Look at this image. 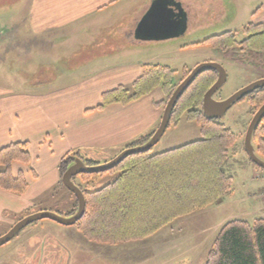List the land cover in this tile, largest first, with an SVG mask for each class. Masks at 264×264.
<instances>
[{"label":"rangeland","instance_id":"obj_1","mask_svg":"<svg viewBox=\"0 0 264 264\" xmlns=\"http://www.w3.org/2000/svg\"><path fill=\"white\" fill-rule=\"evenodd\" d=\"M34 1L0 0V89L3 98L7 95L21 98L27 94L65 91L70 88L64 95L67 97L75 86L79 87L86 82H99L98 74L102 72L98 70L99 65L76 69L81 64L80 60L86 57L78 55V50L83 49L82 43L89 42V31L76 32L80 33L76 38L64 42L54 39L55 42L48 47L47 44L42 45L46 38L29 39L25 36L26 33L33 34L30 21ZM184 5L189 16L187 32L161 41L153 40L152 45L147 44L143 53L137 56L147 65L167 66L171 70L164 78H160L158 85L152 90L154 93L151 91L152 95L149 97L160 100L161 96L166 94L164 102L159 103L163 111L177 85L202 62L217 61L227 70L226 83L214 95L218 100L226 99L264 77V50L256 51L241 44L248 37L243 32L245 27L250 23L264 22V0H185ZM226 32L236 34L237 43L227 51L211 44L197 43ZM96 77L99 80H96ZM171 83L174 85L171 94L166 93L165 84ZM97 87H80L78 90L82 93L90 91L92 94ZM126 87L132 91L131 85ZM145 98L147 96L144 95L139 98L142 101L131 105V115H151L147 105L149 99ZM67 106H71L70 102H67ZM255 112L251 98L246 96L218 118L232 129L240 146L238 154L230 155L222 161L225 173L233 177L231 190L222 195L224 206L208 203L201 209L174 219L154 234L116 243L92 240L85 236L76 224L64 225L52 219H41L26 226L11 241L0 246V264H205L206 255L212 247L214 231H209L207 235L202 232L227 215L238 212L241 205L236 202L250 196L249 190H253L249 188V181L254 180L257 173H264V168L256 165L243 147L248 125ZM160 123L161 120L153 132L158 129ZM262 124L264 126V120ZM203 137L200 122L184 112L176 123L170 122L160 141L149 152H165ZM254 144L257 148L258 141L255 140ZM123 150L112 152L106 158L93 152L89 158L92 160L87 161L104 164ZM196 151V147L189 148L184 151V155L188 158L194 157ZM258 154L264 158V155L259 152ZM121 172V169L109 171L90 183H84L81 175H77L74 181L92 191L115 182ZM261 174H258L259 179ZM34 193L31 189L27 195H10L15 196L12 197L15 200H20L19 205L26 206V210L16 215L9 211L0 215V237L17 221L32 213L52 211L65 216L70 214V200L75 196L62 179L56 189L47 195L32 200ZM3 200L0 197V209L5 202ZM32 202L33 205L28 204ZM248 219L251 220V217Z\"/></svg>","mask_w":264,"mask_h":264},{"label":"crops","instance_id":"obj_2","mask_svg":"<svg viewBox=\"0 0 264 264\" xmlns=\"http://www.w3.org/2000/svg\"><path fill=\"white\" fill-rule=\"evenodd\" d=\"M154 1L35 0L33 2L30 21L33 34L26 33L25 36L29 39L46 38L42 41V45L47 44L48 47L55 42L54 39L64 42L76 38L85 30L89 31V42L82 43L83 49L78 50V55L86 57L80 60L81 64L76 69L82 70L92 65H99L98 70L103 73L97 76L100 78L99 82H86L79 87L75 86L71 95L67 97L64 95L70 91V88L65 91L27 94L21 98L16 95H7L3 98L0 89V149L13 142L29 141L30 143L31 163L27 165L16 162L13 165L14 175L22 171L29 183L27 191L21 195H27L26 193L32 189L35 192L32 200H36L56 189L62 178L59 165L67 154L78 152L84 159L86 158L85 160H92L89 159L93 155L90 153L95 152L96 155L106 158L112 152L123 150L138 139L153 133L162 118L163 110L159 103L164 102L166 94H163L160 100L150 99L151 92L149 96L145 95L147 96L145 99H149L147 101L151 110L149 116L139 113L130 114V108L133 107L131 105L142 101L141 99L128 104L112 103L102 109L88 110L103 102L104 93L120 86L131 85L142 76L147 63L137 56L143 53L147 44L152 45L154 39H141L136 33L141 20ZM176 1L186 10L185 0ZM202 41L204 40L197 43ZM96 86L98 87L92 91V94L90 91L82 93L78 90L80 87L89 89ZM67 102H70V107L67 106ZM258 174L261 173H257L255 179L249 181V188L253 189L252 192L249 190L251 195L236 202L241 205V209L210 225L202 232L207 235L209 231H214L211 246L227 221L249 220L248 217H251L249 221L264 218V201L259 197L264 192V173L260 175V179ZM12 193L0 189V197L5 201L0 209V215L5 211L16 215L26 210V206L19 205L20 200L10 196L14 195ZM75 199L70 200V212L76 206ZM224 203L221 200L218 206L222 207ZM28 204L33 205V202Z\"/></svg>","mask_w":264,"mask_h":264},{"label":"trees","instance_id":"obj_3","mask_svg":"<svg viewBox=\"0 0 264 264\" xmlns=\"http://www.w3.org/2000/svg\"><path fill=\"white\" fill-rule=\"evenodd\" d=\"M243 32L248 37L241 42L242 45L256 51L264 50V22L250 23ZM199 43L227 51L237 44L236 34L226 32ZM169 71L167 66L145 65L142 76L131 84L132 91L120 86L106 92L102 96L103 102L88 111L102 109L112 103L128 104L137 100L149 94ZM216 79L217 72L214 70L199 75L178 101L171 119L176 123L187 112L190 118L200 122L204 134L202 139L165 152L150 154L148 151L131 155L109 170L121 169L120 177L100 189L91 191L79 185L85 193L87 206L85 215L76 225L85 236L111 243L144 238L180 216L201 209L208 203H219L223 193L231 190L233 177L225 173L222 161L238 154L240 146L237 137L218 119L206 118L202 109L204 94ZM165 85L166 93H170L173 83ZM248 96L258 110L264 103V88ZM151 135L129 146L144 143ZM254 140L258 141L257 151L264 155L262 123L255 132ZM29 147V141H18L0 149V189L17 194L27 191L29 183L24 173L20 171L14 175L13 165L16 162L31 163ZM193 147L197 148L195 156L185 157L184 151ZM77 155L82 157L74 152L62 158L59 165L61 175ZM107 172L81 174V177L84 183H90ZM76 209L77 200L69 215ZM205 264H264V218L227 221L210 248Z\"/></svg>","mask_w":264,"mask_h":264},{"label":"water","instance_id":"obj_4","mask_svg":"<svg viewBox=\"0 0 264 264\" xmlns=\"http://www.w3.org/2000/svg\"><path fill=\"white\" fill-rule=\"evenodd\" d=\"M187 28L188 15L180 2L176 0H155L150 10L141 20L136 35L141 39L163 40L185 34ZM207 70H214L217 72L216 81L205 92L203 97V113L208 119L221 118L237 101L243 99L257 89L264 88L263 77L241 88L230 97L217 100L214 95L223 87L228 78L226 68L217 61H205L198 64L174 89L166 103L158 129L153 132L147 141L135 146L126 147L116 157L104 164H88L82 157L78 155L74 157L73 162L62 174V181L77 199V209L75 213L67 216L52 211H39L29 214L16 222L6 234L0 237V246L11 241L26 226L41 219H52L64 225H74L82 219L86 212L87 201L83 189L75 183L74 178L81 174L107 172L117 167L131 155L150 151L153 146L160 141L169 127L173 111L180 98L199 75ZM263 119L264 103L252 117L243 142L244 150L250 159L261 168H264V158L257 152L254 144V135Z\"/></svg>","mask_w":264,"mask_h":264},{"label":"built area","instance_id":"obj_5","mask_svg":"<svg viewBox=\"0 0 264 264\" xmlns=\"http://www.w3.org/2000/svg\"><path fill=\"white\" fill-rule=\"evenodd\" d=\"M262 199L264 200V192L261 194Z\"/></svg>","mask_w":264,"mask_h":264},{"label":"flooded vegetation","instance_id":"obj_6","mask_svg":"<svg viewBox=\"0 0 264 264\" xmlns=\"http://www.w3.org/2000/svg\"><path fill=\"white\" fill-rule=\"evenodd\" d=\"M214 84V83H213ZM249 97V96H248Z\"/></svg>","mask_w":264,"mask_h":264}]
</instances>
